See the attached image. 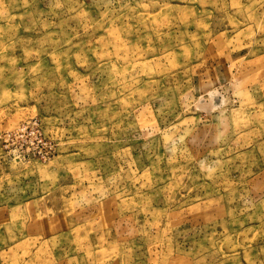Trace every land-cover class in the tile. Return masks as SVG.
Listing matches in <instances>:
<instances>
[{
	"label": "rangeland",
	"instance_id": "374dc122",
	"mask_svg": "<svg viewBox=\"0 0 264 264\" xmlns=\"http://www.w3.org/2000/svg\"><path fill=\"white\" fill-rule=\"evenodd\" d=\"M0 264H264V0H0Z\"/></svg>",
	"mask_w": 264,
	"mask_h": 264
},
{
	"label": "built area",
	"instance_id": "2783aa9c",
	"mask_svg": "<svg viewBox=\"0 0 264 264\" xmlns=\"http://www.w3.org/2000/svg\"><path fill=\"white\" fill-rule=\"evenodd\" d=\"M43 137H44V136H42V137H41V136L37 137V140H38L37 142H41L40 144H42V145L46 144V142L43 141ZM44 138H45V137H44Z\"/></svg>",
	"mask_w": 264,
	"mask_h": 264
}]
</instances>
